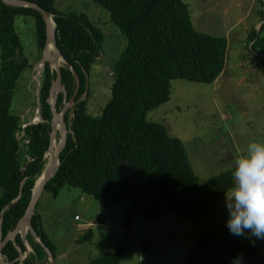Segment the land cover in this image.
I'll return each mask as SVG.
<instances>
[{
	"label": "trees",
	"instance_id": "1",
	"mask_svg": "<svg viewBox=\"0 0 264 264\" xmlns=\"http://www.w3.org/2000/svg\"><path fill=\"white\" fill-rule=\"evenodd\" d=\"M28 1L50 12L56 22L58 47L66 60L61 71L67 90L58 92V110L65 107L66 98L71 101L75 97L65 113L73 131L61 153V166L46 188L52 187L56 194L65 186L81 188L100 202L102 213L110 205L124 210L121 242L87 264H121L136 216L159 220L166 208L203 227L184 264H230L238 254L243 255V264H264V245L207 224L215 205L225 199L233 185V169L203 182L183 140L172 136L164 123L147 117L150 110L171 99L174 80L217 81L227 65V36L197 29L184 0H94L110 10L111 21L128 40L111 73V98L96 115L91 70L103 59L104 29L86 13L62 12L57 0ZM260 14L264 20V11ZM18 15L34 18L38 46L44 50L47 43L46 21L38 9L0 0V223L3 217L4 237L26 214L36 181L48 162L54 116L50 98L58 76L48 62L40 76V104L37 99L41 120L22 121L13 113L18 81L30 64L16 28ZM263 28L264 23L259 30L249 28L247 42L264 71ZM35 81L38 88L36 75ZM32 225L55 253L37 207ZM93 235L88 229L80 242L91 240ZM26 236L34 252L20 259L27 245L19 233L15 241L5 245V260L12 264H48L45 248L31 232Z\"/></svg>",
	"mask_w": 264,
	"mask_h": 264
},
{
	"label": "rangeland",
	"instance_id": "2",
	"mask_svg": "<svg viewBox=\"0 0 264 264\" xmlns=\"http://www.w3.org/2000/svg\"><path fill=\"white\" fill-rule=\"evenodd\" d=\"M184 1L190 6L197 29L227 36V65L214 83L174 80L171 99L150 110L147 117L164 123L172 136L183 140L195 172L205 182L233 169L235 159L245 153L250 142L264 143V71L260 58L247 42L249 28L259 30L264 23L260 14L261 10L264 11V1ZM56 6L64 13H86L92 22L104 29L103 59L91 70V91L96 92L97 97L93 110L94 114H101L112 95L111 73L128 40L111 21L110 10L94 0H57ZM16 28L22 38L23 53L30 64L18 81L12 111L22 121L33 122L37 120L38 110L35 75L40 70L39 62L45 49L38 46L34 18L18 15ZM261 35L264 37V28ZM53 53L52 48L54 56ZM63 58L60 61L62 65L66 63ZM62 138L63 131L60 129L55 137L57 146ZM37 212L41 214L44 229L55 245L56 264H87L89 258L103 254L101 242L105 243L104 248H110L115 233L121 238L119 229L123 228L124 210L110 205L108 211L102 213L100 202L81 188L65 186L58 194L52 187L46 188L38 201ZM101 219L118 228V231L101 225L95 228L96 239L84 243L76 241L88 229L93 230V224ZM226 220L224 199L215 205L207 224L230 233ZM202 230V226L167 208L161 222L138 216L128 253L133 255L134 247L140 246L143 257L134 255L126 264H184ZM236 237L264 245V241L249 238L247 233ZM26 243L29 244H26L29 253H33L32 245L28 240ZM59 252L66 255L60 258Z\"/></svg>",
	"mask_w": 264,
	"mask_h": 264
},
{
	"label": "water",
	"instance_id": "3",
	"mask_svg": "<svg viewBox=\"0 0 264 264\" xmlns=\"http://www.w3.org/2000/svg\"><path fill=\"white\" fill-rule=\"evenodd\" d=\"M2 1L7 3V4H10V5L30 6V7L36 8L42 13V15L46 21L47 43H46L43 59H41V61L39 62L41 65L39 67L40 70L36 74V79H37V83H38V88H37L38 104H40V91H41L40 76H41V74H42V72H43V70H44V68L48 62L51 64V66L53 68H55L57 70L58 76H57L56 81L53 84V87L51 90V98H50V102L53 106V115H54L53 119L51 121L52 132H51L50 148L46 154L47 157H48V154H50V157L48 159V162L45 166L43 173L40 175V177L36 181V184H35V187L33 190V197H32V200L30 202V205L27 209L26 214L21 218V220L19 221L16 228L13 231H11L10 233H8V235L6 237H4L3 233H2L3 217L1 218V223H0V264H12V262H10L8 260H6V261L4 260L3 249H4L5 245L10 240L15 241L16 237L19 233L22 234V236L24 237V240L27 242L26 237H25L27 232H31L34 235V237L40 242V244L45 248L48 256L50 257V261H51L50 264H56V257L54 255L53 251L46 245V243L42 240V238L34 230L33 225H32V219H33V216L36 212L37 203H38L40 197L44 193L49 181L55 177V175L57 174V172L61 166V161H60L61 153L66 147L69 132L73 131L72 128L69 127L65 121V113H66L68 107L71 106V104H73L75 102V97H73L71 101H68L66 98L65 99V107L61 111L58 110V108H57L58 92L63 91L65 93H67V90H66V86H65L63 79H62V71H61L62 64L60 61L63 58V55H62V52L60 51V49L58 47V43H57L56 23H55V26H53V21H55L54 16L50 12L41 8L37 3H33L31 1H28V0H2ZM51 45H53L54 56L52 55V52H51V48H50ZM64 61H66V60H64ZM37 119L38 120L42 119L41 115H40L39 108L37 111ZM60 129L63 131V138L60 141V145L55 148L54 147L55 137H56L58 130H60ZM10 207H11L10 205L7 206L5 208V210L9 209ZM26 244H28V243H26ZM28 245H27V251L25 253L21 254V257H20L21 260H24L29 254Z\"/></svg>",
	"mask_w": 264,
	"mask_h": 264
},
{
	"label": "clouds",
	"instance_id": "4",
	"mask_svg": "<svg viewBox=\"0 0 264 264\" xmlns=\"http://www.w3.org/2000/svg\"><path fill=\"white\" fill-rule=\"evenodd\" d=\"M233 185L225 193L226 227L233 236L264 241V143L250 142L235 159ZM238 254L230 264H243Z\"/></svg>",
	"mask_w": 264,
	"mask_h": 264
},
{
	"label": "crops",
	"instance_id": "5",
	"mask_svg": "<svg viewBox=\"0 0 264 264\" xmlns=\"http://www.w3.org/2000/svg\"><path fill=\"white\" fill-rule=\"evenodd\" d=\"M137 218H138V216H136V220H137ZM163 219V217L161 218V219H159V220H157L158 222H161V220ZM136 220H135V223H136ZM94 226H93V232H94V235H93V238L92 239H96V232H95V228L96 227H98V226H106L107 228H112V231L114 230V231H118V228H113L105 219H101L99 222H96L95 224H93ZM134 228H135V226H134ZM120 230V237L121 238H119V236L115 233V237H114V239H113V242H112V246H110V248H104L103 247V244H105V243H100V245H101V248H102V251H103V253H105V252H107V251H109V250H112L116 245H118L120 242H121V240H122V237H123V233H124V225H123V228L122 229H119ZM83 235L84 234H82V235H80L78 238H77V242H79V243H84L85 241H83V242H80V239L83 237ZM135 236V234H134V230H133V232H132V238ZM132 238H131V241H130V244H129V246H128V249H127V252H126V255H125V257H124V259H123V261L121 262V264H126V262L128 261V260H130L134 255L135 256H138L139 255V257L142 259V257H143V254L140 252V246H138V247H134L135 248V250H134V253H133V255H130L129 253H128V251H129V248H130V246H131V244H132ZM91 239V240H92ZM137 243H138V241H137ZM55 246V245H54ZM54 255H55V257H57V255H56V250H55V253H54ZM66 254L64 253V252H59V254H58V257H60V258H62L63 256H65ZM4 259H5V257H4ZM48 259H49V262H48V264H50V257L48 256ZM89 260H90V258H89ZM88 260V261H89ZM6 261V260H5ZM139 264H145L144 262H140Z\"/></svg>",
	"mask_w": 264,
	"mask_h": 264
},
{
	"label": "bare ground",
	"instance_id": "6",
	"mask_svg": "<svg viewBox=\"0 0 264 264\" xmlns=\"http://www.w3.org/2000/svg\"><path fill=\"white\" fill-rule=\"evenodd\" d=\"M53 26H55L54 21H53ZM50 48H51V52H52L53 45H51ZM57 145H58V142L55 139V141H54V147L56 148ZM49 157H50V154H48V159H49Z\"/></svg>",
	"mask_w": 264,
	"mask_h": 264
}]
</instances>
